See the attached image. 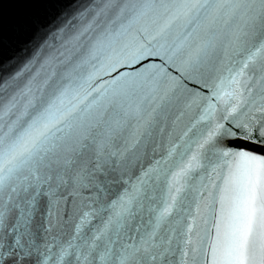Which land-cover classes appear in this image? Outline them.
Listing matches in <instances>:
<instances>
[{
	"label": "snow or ice",
	"instance_id": "1",
	"mask_svg": "<svg viewBox=\"0 0 264 264\" xmlns=\"http://www.w3.org/2000/svg\"><path fill=\"white\" fill-rule=\"evenodd\" d=\"M0 264H264V0H68L0 59Z\"/></svg>",
	"mask_w": 264,
	"mask_h": 264
},
{
	"label": "water",
	"instance_id": "2",
	"mask_svg": "<svg viewBox=\"0 0 264 264\" xmlns=\"http://www.w3.org/2000/svg\"><path fill=\"white\" fill-rule=\"evenodd\" d=\"M68 0H47L45 3H18L4 9V45L0 59L22 57L30 43L38 39L45 27L56 21Z\"/></svg>",
	"mask_w": 264,
	"mask_h": 264
}]
</instances>
